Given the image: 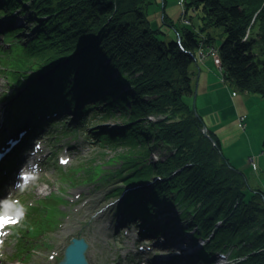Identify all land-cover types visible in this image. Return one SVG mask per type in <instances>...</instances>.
Returning a JSON list of instances; mask_svg holds the SVG:
<instances>
[{
    "label": "trees",
    "instance_id": "trees-1",
    "mask_svg": "<svg viewBox=\"0 0 264 264\" xmlns=\"http://www.w3.org/2000/svg\"><path fill=\"white\" fill-rule=\"evenodd\" d=\"M150 3L151 0H0V16L10 17L17 11L31 23L26 26L28 36L20 34L23 26L8 28L1 36L5 45H0V54L5 57L0 60V72L6 76L8 86L31 80L13 103L21 104L26 97L41 93L44 83L50 81L46 88L56 94L43 95L36 101L32 98L27 107L53 112L57 99L62 98L60 103L66 100L74 110L73 105L79 101L73 127L88 133L93 142L122 147L117 156L123 163V184L117 187L116 195L125 186L152 180L155 203L169 204L166 197L174 193L179 219L189 213L192 235L205 238L201 256H197L206 259L203 264L223 245L232 246L233 256L251 253L249 262L234 264H264V191L256 188L247 194L245 174L230 164L215 133L209 131L215 139L213 143L201 131L204 121L191 102L198 33L192 26H179L173 20L172 24L164 22L167 29L154 24L146 13ZM189 5L197 7L198 28L222 27L223 37L216 47L222 78L231 92L258 94L264 100V0H189ZM14 20L12 17L10 21ZM248 29L253 36H259L247 39ZM206 33L215 37L211 30ZM256 42L258 47L253 46ZM84 44L88 45L79 54L37 77ZM260 45L263 49H253ZM74 85L83 91L80 98ZM91 99L93 104H87ZM87 109L88 124L83 127ZM151 113L166 115L152 122L148 120ZM96 115L97 121L90 120ZM108 119L119 124L118 128L111 132L104 129L103 134L95 131L93 126ZM64 123L69 126L67 121ZM159 143L168 150L166 157L150 163L149 151ZM261 143L264 151V136ZM249 161L255 166L253 156ZM74 167L68 172L60 168L59 174L63 177ZM85 169L89 170L86 174L78 177L77 170L70 180L96 178L102 173L91 167ZM155 176L159 178L153 179ZM142 194L130 191L123 203L135 214L145 211L150 216L155 204L144 201ZM42 208L45 215L30 218ZM56 211L54 200L44 201L13 227L12 260H29L30 247L37 245V235L53 227ZM50 213L56 215L50 217ZM216 220L222 222L218 227H214Z\"/></svg>",
    "mask_w": 264,
    "mask_h": 264
},
{
    "label": "rangeland",
    "instance_id": "rangeland-1",
    "mask_svg": "<svg viewBox=\"0 0 264 264\" xmlns=\"http://www.w3.org/2000/svg\"><path fill=\"white\" fill-rule=\"evenodd\" d=\"M196 8L189 5V0H151V3L146 8V13L154 24H161L163 29L168 28V25L164 22L172 24L173 20L179 26H192L193 31L198 33V39L202 40V44L198 46L194 54L193 72L195 82L193 83L194 86L190 97L193 95V102H191L193 105H196L194 109L195 113H199L204 121L201 131L205 130L204 126H206L207 129L212 130L218 136L222 151H225L231 162L230 164L240 168L245 174L248 183L246 186L247 194H250L256 188L264 191V151L261 145L264 136V100L258 94L239 92L234 95L231 92L225 79L222 78L223 69L218 56V47H216L223 37L222 27H210L207 30L198 28L200 20L196 13ZM12 17L15 18L14 21H10ZM9 24L14 25L8 26ZM30 24L25 15L17 11L10 17L7 15L0 16V29H2V32L8 30V28L14 29L16 26H23L25 28L20 34L28 36L30 30L26 26ZM209 30L215 35L214 38L209 37L206 33ZM2 32H0V38L3 34ZM246 36L248 39L249 37L255 38L254 36L257 37L259 35L255 34L253 36L250 29H248ZM208 38L211 39L210 42H206ZM2 44H4V41L0 39V45ZM261 48L262 46L253 49L257 50ZM261 56L259 57L261 58ZM4 57V55L0 54V60ZM3 74L0 72V98H2L4 92L7 100L0 99V111L1 113L6 112V119V114L16 109L17 104L13 103V100L19 93L18 91L21 90V87H17V90L10 89L8 83L5 81L6 76ZM115 74L113 72V75ZM184 98L187 99V95ZM93 101L91 99L87 104H93ZM31 110L35 111L38 108L36 106L31 108ZM17 111L22 113L24 108L19 107ZM89 114V109H87L84 121L85 125L83 127L88 124ZM241 114L245 115V119H240L243 116ZM157 115L154 113L153 121L155 119H163L158 118ZM113 119L117 122L120 121L119 118ZM113 119L96 124L93 126L96 128L95 131L103 134L104 129L111 132L114 128H118L119 124H115ZM90 120L97 121V115ZM105 123L106 125H103ZM60 129L61 125L58 123H55L52 128L53 132L57 133L59 132L57 130ZM116 132L119 133L120 129H117ZM84 137L83 134H79L78 139H71L68 136L58 139L46 136L43 138L42 150L37 155H34L36 162L42 165L39 173L25 185L12 186L10 185L11 183H8L1 187L0 197H3L2 200L11 198L22 204L25 209H27L26 205L28 206L30 203L36 204V201L37 205H40L39 201L41 200L63 198V201L60 203L54 200V203L57 204V207L62 212L57 213L56 211V219H58L55 221L53 227L37 235V245L30 247L31 256L27 262L11 259L10 255L14 251L15 246L13 245L8 225L4 227L2 235L3 247L0 248V256H2V259H0L1 264H57L62 256L64 246L72 236H82L88 242L85 256L89 264L133 263L129 258L122 256V253H126L127 251L120 247L132 248V242L129 243V241L131 238H136L137 232L126 230L124 233H117L116 228L118 227V223H115V218H118V216L125 212L121 202L126 191L121 190V193L116 195L118 193L116 192L117 187L123 184L120 178L123 163H120L117 156L118 150H121L122 147L120 145L115 147L91 142L90 137V143L88 144ZM70 142H72L71 144H75L78 149H66L65 146ZM212 142L215 143L213 140ZM149 152L158 153L160 160H163L168 150L162 143H159L153 146ZM60 156H64L65 158L71 157V159L65 164H60ZM252 156L256 163L255 166L248 162V159H252ZM154 159L152 156H149L148 161L152 163ZM60 167H63L64 172H68V169L71 167L74 168L67 175L61 177L59 174ZM85 167L98 169L102 173L96 178H94L95 176H89L85 179L80 178L83 180H78L79 182L70 180L73 177V173L77 170L79 172L78 177H80V174H86L89 170L85 169ZM17 175H19V172ZM13 179L16 180L15 177ZM148 184L144 185L145 188L141 191L143 198L151 206L155 204L156 207L151 191L152 183L149 182ZM88 191L89 194L87 196L92 198L86 201ZM262 198L264 199V196ZM166 200L170 202L169 204H163L167 206L166 209L161 207L162 203L156 207L157 215L155 221L157 223L159 221L163 222L166 214H169L171 217V220L167 222V226H175L174 228L177 229L178 223H174L175 218L183 225L190 222L191 215L189 213L182 219L178 218L179 207L177 206L174 193L168 194ZM28 210L29 212L31 211V209ZM44 211V208L38 209V211H35L37 215L30 216V218L37 219V217H42L45 215ZM56 214L50 213L49 215L53 217ZM187 235L189 237V233ZM195 243L199 244L202 241L199 237L195 238L193 236V250L196 248ZM171 246L167 248L175 251V253H184L179 248L172 249ZM223 256L225 262H230L228 252L223 254ZM220 258L222 259V257ZM230 264H234V261L231 260Z\"/></svg>",
    "mask_w": 264,
    "mask_h": 264
},
{
    "label": "bare ground",
    "instance_id": "bare-ground-1",
    "mask_svg": "<svg viewBox=\"0 0 264 264\" xmlns=\"http://www.w3.org/2000/svg\"><path fill=\"white\" fill-rule=\"evenodd\" d=\"M194 7H196L195 5H193ZM92 41V39L89 41V43ZM198 45L199 46H201V44H202V40L200 41L199 39H198ZM253 46L254 47H258L259 46V44H257V43H253ZM61 64H63V62L61 63ZM61 64H59V65H61ZM40 94V93H39ZM192 102H193V98H192ZM195 107H196V105H193V108L195 109ZM5 113L6 112H2L1 113V111H0V132H4V133H7V131H9V130H14V131H16V132H19V131H21L22 129L21 128H19L16 124L15 125H13V126H8L7 124H6V122H8L9 121V114H6V119H5ZM166 114H164V113H160V114H158L157 115V117L158 118H164V116H165ZM150 116V118L151 119H153V116H154V113H151V114H149L148 115V117ZM157 121H160V120H158V119H155L154 121L152 120V122H157ZM5 122V123H4ZM4 123V124H3ZM245 126H246V122H245ZM6 128H8V129H6ZM209 131H212V130H210V129H205V130H203L202 132L209 138V140H213L214 142H215V139H213V137L211 136V134L209 133ZM213 132V131H212ZM214 133V132H213ZM103 136V135H102ZM218 137V136H217ZM72 142H70V143H68L65 147H66V149H75L76 148V146L75 145H73V144H71ZM74 146V147H73ZM223 152V151H222ZM155 153V152H154ZM158 160H160V158H155L154 159V162H157ZM236 167V166H235ZM237 169H240V168H238V167H236ZM18 169H20V167L18 168ZM27 170H22L21 172H26ZM89 194V191L87 192V194H86V201H89V200H91V198L92 197H88L87 195ZM85 201V202H86ZM209 217V216H208ZM159 224H161V226L163 227V229H164V233L166 234V235H162V236H164V239L160 242V243H156V242H151L150 243V246L153 248V249H157V248H159V247H162V246H171V244H172V246H171V248L172 249H175V248H179V250L180 251H182V250H186V251H188V247H186L185 245H187L188 244V242H187V239L185 238V236L183 235V233H179V231L176 229V228H174L173 226H167V223H162L161 221H159ZM222 224V222L221 221H219V220H216L215 222H214V227H218V226H220ZM210 235H212V234H210ZM183 240V241H182ZM183 246V247H182ZM248 246H249V244H248ZM229 247H231V248H227V246H225V245H223V246H221V248H219V249H221V250H223V249H227L228 251H229V253H230V255H231V257L233 258V260L232 261H237V263H241V262H243V261H247V262H249L250 260H251V258H252V256H249L251 253L250 252H246V253H244V254H242V253H239V255L238 256H233V250H232V246H229ZM151 256H153L154 257V259H155V262H165L167 259L166 258H160V259H158L157 257V255L156 254H151ZM213 256H216L215 254L213 255ZM167 257V256H166ZM237 257H241L240 259H235V258H237ZM222 264H225V261L222 263Z\"/></svg>",
    "mask_w": 264,
    "mask_h": 264
},
{
    "label": "water",
    "instance_id": "water-1",
    "mask_svg": "<svg viewBox=\"0 0 264 264\" xmlns=\"http://www.w3.org/2000/svg\"><path fill=\"white\" fill-rule=\"evenodd\" d=\"M88 44H84L83 46L79 47L78 49H76L74 52H72L68 56L58 60L57 62L52 64L47 69L40 72L39 75L41 76V75L47 74L57 65L61 64L62 62L67 61L73 55L79 54L81 50L84 47H86ZM204 128L207 129L206 126H204ZM154 178H157V176ZM87 246H88V243L85 241V239L82 236L80 237L72 236L69 242L65 245L64 250H63V255L61 259L57 262V264H89L85 256V250Z\"/></svg>",
    "mask_w": 264,
    "mask_h": 264
},
{
    "label": "clouds",
    "instance_id": "clouds-1",
    "mask_svg": "<svg viewBox=\"0 0 264 264\" xmlns=\"http://www.w3.org/2000/svg\"><path fill=\"white\" fill-rule=\"evenodd\" d=\"M25 211L26 210L22 204H19L17 201L11 198L0 200V217L11 216V217L23 218L25 215ZM2 247H3V242L0 241V248ZM0 259H2V256H0Z\"/></svg>",
    "mask_w": 264,
    "mask_h": 264
},
{
    "label": "snow or ice",
    "instance_id": "snow-or-ice-1",
    "mask_svg": "<svg viewBox=\"0 0 264 264\" xmlns=\"http://www.w3.org/2000/svg\"><path fill=\"white\" fill-rule=\"evenodd\" d=\"M16 221L11 216L0 217V227L7 225L9 223H15Z\"/></svg>",
    "mask_w": 264,
    "mask_h": 264
},
{
    "label": "built area",
    "instance_id": "built-area-1",
    "mask_svg": "<svg viewBox=\"0 0 264 264\" xmlns=\"http://www.w3.org/2000/svg\"><path fill=\"white\" fill-rule=\"evenodd\" d=\"M243 118H244V116H241V117H240L241 120H243ZM149 119L152 120V119L150 118V116H149ZM152 157H153V158H158V154H157L156 152H155V153L153 152V153H152Z\"/></svg>",
    "mask_w": 264,
    "mask_h": 264
}]
</instances>
